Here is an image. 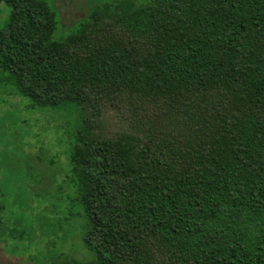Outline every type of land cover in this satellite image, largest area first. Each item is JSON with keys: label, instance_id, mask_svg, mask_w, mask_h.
I'll return each mask as SVG.
<instances>
[{"label": "trees", "instance_id": "trees-1", "mask_svg": "<svg viewBox=\"0 0 264 264\" xmlns=\"http://www.w3.org/2000/svg\"><path fill=\"white\" fill-rule=\"evenodd\" d=\"M3 3L0 86L81 112L67 242L85 252L45 264H264V0H90L61 38L56 0Z\"/></svg>", "mask_w": 264, "mask_h": 264}, {"label": "rangeland", "instance_id": "rangeland-1", "mask_svg": "<svg viewBox=\"0 0 264 264\" xmlns=\"http://www.w3.org/2000/svg\"><path fill=\"white\" fill-rule=\"evenodd\" d=\"M89 1L56 0L63 26L68 27L59 23L55 38L76 29L72 24L87 15ZM9 14L10 7L3 3L0 28ZM30 105L31 100L17 94L14 87L0 86V199L8 212L6 230L0 233V242L4 239L2 243L7 244L6 251L0 245V264H45L68 247L83 246L67 242L83 223L71 219L78 206L72 201L75 188L69 177L71 134L80 123L81 112L75 105L65 109ZM106 124L114 131L121 127L113 113ZM56 227L62 232H54ZM22 229L27 230L26 241L13 240ZM81 251L75 254L81 257L85 250ZM29 254L34 262L20 257Z\"/></svg>", "mask_w": 264, "mask_h": 264}]
</instances>
